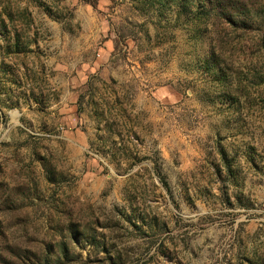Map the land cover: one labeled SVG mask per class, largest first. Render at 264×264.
<instances>
[{
  "label": "rangeland",
  "instance_id": "obj_1",
  "mask_svg": "<svg viewBox=\"0 0 264 264\" xmlns=\"http://www.w3.org/2000/svg\"><path fill=\"white\" fill-rule=\"evenodd\" d=\"M0 264H264V0H0Z\"/></svg>",
  "mask_w": 264,
  "mask_h": 264
},
{
  "label": "trees",
  "instance_id": "obj_2",
  "mask_svg": "<svg viewBox=\"0 0 264 264\" xmlns=\"http://www.w3.org/2000/svg\"><path fill=\"white\" fill-rule=\"evenodd\" d=\"M165 184V183H164Z\"/></svg>",
  "mask_w": 264,
  "mask_h": 264
}]
</instances>
